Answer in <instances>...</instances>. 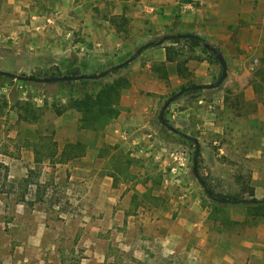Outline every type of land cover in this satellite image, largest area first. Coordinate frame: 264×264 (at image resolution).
Listing matches in <instances>:
<instances>
[{
  "label": "crops",
  "instance_id": "1",
  "mask_svg": "<svg viewBox=\"0 0 264 264\" xmlns=\"http://www.w3.org/2000/svg\"><path fill=\"white\" fill-rule=\"evenodd\" d=\"M37 2L0 0V70L106 69L148 41L175 34L201 37L220 51L227 63L223 82L183 93L164 119L198 140V172L211 190L236 195L244 184L264 199V0ZM220 73L202 46L184 39L144 48L116 73L124 80L119 112L100 131L78 129L76 110L56 115L52 100L33 87L25 95L16 90L20 103L32 92L33 105L45 107L28 125L54 134L58 160L43 166L72 205V212H58L63 221L37 228L53 233L49 241L43 237L48 253L39 242L28 244L43 254L41 264H264V220L231 204H204L192 155L169 144L162 135L171 131L157 120L169 96L211 84ZM10 92L0 88L4 118L18 126L25 122H17ZM67 99L59 96L61 103ZM75 142L83 152L63 157L65 145ZM183 152L191 156L187 168L174 158ZM31 155L35 164L34 150Z\"/></svg>",
  "mask_w": 264,
  "mask_h": 264
},
{
  "label": "rangeland",
  "instance_id": "2",
  "mask_svg": "<svg viewBox=\"0 0 264 264\" xmlns=\"http://www.w3.org/2000/svg\"><path fill=\"white\" fill-rule=\"evenodd\" d=\"M31 1L41 2V0ZM108 68L110 67L106 69ZM94 71L96 70L83 71L82 74L90 75ZM56 72L64 74L67 71L62 72L57 66H51L48 69H37L29 74L22 72L15 74L44 76ZM115 77L116 74H112L108 80ZM13 81L6 82L3 87H7L10 91L17 90L20 85L33 87L52 100L50 105L53 102H60L61 94L56 86L35 87ZM28 94L31 101L32 92ZM28 124L30 123H20L18 126L8 124L4 114H0V264H22L20 259L24 257L27 259L30 257L28 264H41L40 259L43 254L41 251L34 252L28 244L39 242L42 252L48 253L50 250L48 242H43V237L45 236L46 241H49L53 233L42 234L37 228L56 225L60 220L63 221L65 217L58 216L60 211L72 212V205L67 199L64 186L51 182L55 174L53 170L45 169L43 166V162H47L48 158L51 162L58 160L54 152L57 145L55 136L51 131L42 135ZM167 133L169 136L165 134L162 136L168 140V143L170 142L169 144L187 147L189 153L193 155L194 149L189 143L174 136L172 132ZM32 150L35 152L32 158L35 164L31 162ZM119 168L121 169L120 166ZM210 202L203 191V203L210 205ZM26 252L29 254L26 255Z\"/></svg>",
  "mask_w": 264,
  "mask_h": 264
},
{
  "label": "trees",
  "instance_id": "3",
  "mask_svg": "<svg viewBox=\"0 0 264 264\" xmlns=\"http://www.w3.org/2000/svg\"><path fill=\"white\" fill-rule=\"evenodd\" d=\"M165 36V35H164ZM164 36H161L155 40L148 41L157 43ZM180 39L171 40L170 42H178ZM185 42L190 43L193 46H202L203 42H206L203 38L194 36L190 39H184ZM155 46V45H153ZM143 48V45L137 47V49ZM203 50L208 53V55L215 60L213 55L207 51L205 47ZM133 53H127L118 59V61L113 65L123 62L127 58H129ZM104 69L96 70L90 75L101 73ZM118 71H113L111 74L105 75L100 79H82L79 81H60V82H50V83H26L29 86L41 87L43 85L56 86L58 88V92L61 95L66 94L68 99L66 103L61 102H53L51 104V109L54 111L56 115H61L67 110L73 109L80 113L81 117L79 119L78 129H93L95 131L102 130L112 119L116 118L118 115V100L119 93L121 88L124 86V80L121 77H115L111 80L108 78L111 77L112 74H116ZM65 75H87L85 73H81L79 70H69L66 73L62 74L60 72L45 74L42 75H32L34 77H51V76H65ZM14 82L13 79L0 77V88L6 83ZM196 91V90H195ZM194 92V90H191ZM10 99L14 101V108L17 111V122H26V123H36L39 121L41 115L43 114L45 107H36L33 105L31 101H25L24 103H20V101L16 100L17 91L11 90ZM0 114H4V108L7 106V101L4 98L0 97ZM182 139V137H180ZM188 141V143L194 149V144L192 141L188 139H183ZM84 145L81 142L75 143H67L62 152V156L66 158H70L73 156H77L83 152ZM198 155V163H199ZM198 165V169H199ZM206 183V180L203 178ZM207 184V183H206ZM209 191L214 197L217 198H227L232 201H238L240 199L247 200L244 203L231 204L235 207L245 208L249 216L254 218H259L264 220V200H257L253 195V190L248 188L247 185H244L241 188V192L236 195H221L216 194L210 187L207 185ZM206 194V193H205ZM210 205L213 208H221L226 207L228 204H221L211 200Z\"/></svg>",
  "mask_w": 264,
  "mask_h": 264
},
{
  "label": "water",
  "instance_id": "4",
  "mask_svg": "<svg viewBox=\"0 0 264 264\" xmlns=\"http://www.w3.org/2000/svg\"><path fill=\"white\" fill-rule=\"evenodd\" d=\"M193 37H194L193 34L166 35L157 43H154V42L146 43L145 45H143V48H147V47H150L153 45H160L166 41H171V40H175V39H190ZM202 46L205 47L207 49V51L209 53H211L213 55V57L215 58V60L219 63V65L221 67L220 76L218 77V79L215 82H213L211 84L194 85V86L186 87V88L179 90L177 93H174L173 95L169 96L167 99H165L162 106L160 107L157 120H158V123L161 126H163L165 129H167L171 132H174V133L178 134L179 136L193 142L194 152L192 155L191 172H192L194 178L196 179V181L198 182V184L201 186V188L203 189V191L206 193L207 197L210 200L217 202V203H221V204L244 203L247 200L240 199L238 201H232V200H229L227 198H217L211 194V192L209 191V189L207 187V184L205 183V181L203 180V178L201 177V175L198 172V155H199V151H200V145H199L198 140L174 129L164 119V112H165L166 108L168 107V105L171 102H173L177 97L181 96L183 93H185L189 90L214 89V88L218 87L223 82V80L226 78L227 63H226L222 53L220 51H218L216 48H214L213 46H211L210 44H208L207 42H203ZM141 50H142V48L137 49L129 58H127L123 62L118 63V64H116V65L102 71L101 73L96 74V75H65V76H51V77L39 78V77L20 75V74H15V73H12L9 71L0 70V77L10 78V79L20 81V82L36 83V84L60 82V81H79L82 79H100V78L104 77L105 75L112 73L113 71H117V70L125 67L127 64H129L131 61H133L140 54Z\"/></svg>",
  "mask_w": 264,
  "mask_h": 264
},
{
  "label": "built area",
  "instance_id": "5",
  "mask_svg": "<svg viewBox=\"0 0 264 264\" xmlns=\"http://www.w3.org/2000/svg\"><path fill=\"white\" fill-rule=\"evenodd\" d=\"M66 38L67 39H69V40H72V38H73V35H72V33L71 32H68V33H66ZM18 89L22 92V94H26L27 93V88H26V86H23V85H20L19 87H18ZM177 153V152H176ZM175 153V154H176ZM174 154V153H173ZM172 154V155H173ZM174 158L176 159V160H178L179 161V163H180V167H182V168H187V165L188 164H190V161H191V156L190 155H188L187 153H180L179 155H174Z\"/></svg>",
  "mask_w": 264,
  "mask_h": 264
}]
</instances>
